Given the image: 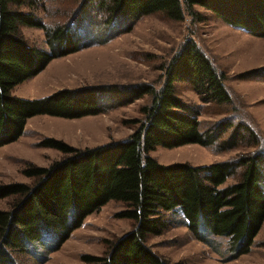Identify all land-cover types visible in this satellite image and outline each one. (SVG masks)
<instances>
[{"label": "trees", "instance_id": "16d2710c", "mask_svg": "<svg viewBox=\"0 0 264 264\" xmlns=\"http://www.w3.org/2000/svg\"><path fill=\"white\" fill-rule=\"evenodd\" d=\"M67 19L47 25L37 14L38 0H0V148L18 141L28 119L51 115L76 119L127 106L146 94L150 105L127 140L93 148H78L62 139L44 137L37 146L63 155L48 166L26 163L21 172L31 182L0 181V200L13 198L0 209V264H19L18 255L45 263L81 228L86 219L110 201L125 208L115 216L133 227L108 241L104 254H84L82 264H170L148 243L150 236L169 228L168 213L182 212L194 237L215 248L213 236L228 239L226 260L252 250L264 225V150L230 160L195 166L189 162L162 164L150 155L158 146H214L220 152L255 144V130L244 121L220 120L204 127L200 110L185 102L177 84L187 83L203 103L228 105L226 74L218 72L194 39H187L163 66V84H89L63 88L42 98L12 93L60 57L92 45H105L130 33L143 18L164 13L172 20L196 16L194 6L211 11L223 22L264 38V0H77ZM42 8L45 5L41 6ZM44 30L47 49L28 42L21 28ZM96 38L81 41V29ZM264 68L241 76H258ZM234 177V182H228ZM55 235L56 241L47 239Z\"/></svg>", "mask_w": 264, "mask_h": 264}, {"label": "rangeland", "instance_id": "374dc122", "mask_svg": "<svg viewBox=\"0 0 264 264\" xmlns=\"http://www.w3.org/2000/svg\"><path fill=\"white\" fill-rule=\"evenodd\" d=\"M77 0H38L37 14L47 24L67 19L76 8ZM45 5L44 8L41 6ZM196 16L186 14L183 20H172L164 13L152 14L140 20L130 33L105 45H92L76 53L56 58L37 76L15 87L12 93L24 98H42L63 88L89 84H136L146 82L159 89L163 84L164 68L187 39H194L206 53L218 72L226 74L225 85L232 97L228 105L203 103L191 86L178 83L179 96L200 110L204 127L220 120L244 121L257 133L255 144L243 143L237 149L220 152L214 146L186 144L173 148L162 146L150 155L162 164L189 162L195 166L230 160L242 154L264 150V72L260 75L242 74L264 68V38L253 36L240 27L227 24L211 11L195 5ZM28 42L47 49L44 30L21 28ZM79 33L83 43L90 44L96 35L88 28ZM148 93L134 103L111 108L97 115L68 119L51 115H36L28 119L26 131L18 141L0 149V181L31 182L21 172L26 163L48 166L62 157L52 148L37 143L44 137L62 139L78 148H93L111 141L127 140L139 123L145 120L141 107L150 105ZM232 177L228 182H234ZM13 198L0 200V209H8ZM125 208L115 200L98 213L89 216L63 246L50 255L44 264H82L84 254H104L108 241L126 234L133 227L129 219L115 214ZM169 228L147 243L170 264H264V225L252 250L238 259L226 260L229 244L225 237L213 236L215 248L197 240L186 226L182 212L168 213ZM56 241L55 235H47ZM19 264H41L30 255H18ZM43 264V263H42Z\"/></svg>", "mask_w": 264, "mask_h": 264}, {"label": "crops", "instance_id": "0c3cea01", "mask_svg": "<svg viewBox=\"0 0 264 264\" xmlns=\"http://www.w3.org/2000/svg\"><path fill=\"white\" fill-rule=\"evenodd\" d=\"M52 61H53V60H52ZM52 61H51V62H52ZM49 64H50V63H49ZM49 64H48V65H49ZM46 68H47V67H46ZM46 68H45V69H46ZM45 69H44V70H45ZM26 81H27V80H26ZM23 98H24V97H23ZM30 99H34V98H30ZM22 137H23V136H22ZM5 146H6V145H5ZM0 149H1V148H0Z\"/></svg>", "mask_w": 264, "mask_h": 264}]
</instances>
